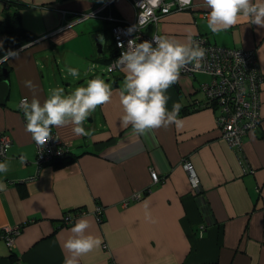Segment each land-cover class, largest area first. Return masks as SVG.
<instances>
[{"label":"crops","instance_id":"obj_1","mask_svg":"<svg viewBox=\"0 0 264 264\" xmlns=\"http://www.w3.org/2000/svg\"><path fill=\"white\" fill-rule=\"evenodd\" d=\"M18 1L23 25L37 39L6 62L9 90L6 103L0 104V135L10 145L7 156L0 155V162L9 164L8 172L0 173L6 185L0 191V264H65L69 254L63 243L82 216L91 222L88 231L103 243L79 264H264V80L261 122L237 149L221 137L218 114L200 90L203 74H180L165 93L169 111L175 103L180 110L196 109L179 113L183 127L171 124L140 135L130 124L124 126L120 92L126 73L118 68L102 78L113 95L84 121L87 135H76L72 124L51 128L76 162L60 169L54 168L57 161L42 165L26 131L22 99L30 103L35 97L43 104L53 89L62 88L54 79V63L64 66L67 75L69 68L77 69L74 78L82 87L85 69L91 66L93 75L104 71L116 50L111 20L93 14L98 8L92 0ZM113 5L121 20H134L129 0ZM6 9L0 0V20ZM209 12L203 0H193L189 8L163 15L143 32L182 43L189 34L203 35L219 46L254 51L245 73L250 78L260 71L264 79V28L241 17L235 26L213 33L204 17ZM185 161L198 176V190ZM151 170L161 182L153 181ZM71 215L76 219L63 226Z\"/></svg>","mask_w":264,"mask_h":264},{"label":"clouds","instance_id":"obj_2","mask_svg":"<svg viewBox=\"0 0 264 264\" xmlns=\"http://www.w3.org/2000/svg\"><path fill=\"white\" fill-rule=\"evenodd\" d=\"M161 0H142L140 23L145 21L152 10L159 7ZM192 0H178L181 7L190 5ZM203 4L210 9L207 17L208 28L213 33H219L235 26L246 17L251 24L264 28V0H203ZM101 43L103 37H99ZM123 47V45H121ZM3 41L0 40V49ZM19 51L8 50L0 63L10 58H17ZM205 56V49L194 41L189 34L186 42H180L175 37H153V40L136 43L128 42L127 49L117 59V66L125 70L126 76L123 89L120 92V102L124 116L122 124L131 125L137 134L160 127L175 124L183 127V121L178 119L181 109L180 103L173 104L172 110L167 109L169 97L165 95L167 89L178 81L181 69L195 63L199 66ZM73 77L78 76V70L68 69ZM29 87L31 84L29 82ZM113 93L111 86L104 79L96 77L88 81L86 87L77 88L70 95L64 94L63 88H55L50 96L41 104L33 97L29 103L25 98L20 103L26 118V131L31 133L32 139L39 146L52 138L51 128L74 125L76 135H87L84 121L98 106L108 104ZM8 162H0V173H7ZM6 185L0 182V191ZM146 218L151 219L145 202ZM91 222L86 217H80L70 229V235L63 243V248L69 255L65 264H79L82 256L98 249L103 240L88 230Z\"/></svg>","mask_w":264,"mask_h":264},{"label":"built area","instance_id":"obj_3","mask_svg":"<svg viewBox=\"0 0 264 264\" xmlns=\"http://www.w3.org/2000/svg\"><path fill=\"white\" fill-rule=\"evenodd\" d=\"M98 9L93 12L94 15H99L108 6L113 5L117 0H92ZM136 10V16L132 21H124L120 18H114L111 15L105 18L116 24L112 27L111 33L113 36V47L116 50V55L109 65H107V73H113L118 68L117 59L121 53L127 49L128 42L134 40L136 43L144 41H152L153 37H160L157 34L147 36L143 30L152 23H156L160 18L174 10H183L189 8L193 4L181 7L178 0H161L159 7L152 10L147 15L145 21L140 23L141 8L138 6L142 0H129ZM98 3V4H97ZM207 13L204 17H208ZM87 15H81L80 19L86 18ZM101 17V16H100ZM70 25V24H69ZM68 25V26H69ZM71 26V25H70ZM200 43L205 49V56L199 66L195 63L189 64L181 69L180 74L190 78L194 75H207L211 77V81L203 82L200 90L205 93L208 99L207 105L215 108L218 114L217 125L220 128L221 137L228 141L233 147L241 145L242 135L249 132L251 129L257 128L261 122V89L263 76L260 71H255L248 78L244 68L246 65H252L254 62V51L244 49H233L224 46H219L211 43L207 37L196 35L192 38ZM123 45V47H121ZM246 64V65H245ZM240 68V69H238ZM251 83V90L249 84ZM25 99V98H23ZM22 99V100H23ZM52 138L49 139L44 146H39L35 143L38 150V161L45 165L49 162H55L69 156L70 150L67 143L55 136L51 130ZM9 140L3 135H0V155L6 157V149L9 147ZM184 169L189 173L193 189H199V179L197 174L188 161L183 163ZM151 176L154 182L159 181V175L156 171L151 170ZM136 197L135 199H137ZM131 202V199L126 201V205ZM124 203V202H123ZM100 205H98V209ZM76 219V216H67L64 221L69 224ZM102 216L98 213V220L102 221Z\"/></svg>","mask_w":264,"mask_h":264},{"label":"trees","instance_id":"obj_4","mask_svg":"<svg viewBox=\"0 0 264 264\" xmlns=\"http://www.w3.org/2000/svg\"><path fill=\"white\" fill-rule=\"evenodd\" d=\"M6 1V13L2 20H0V37L3 39V48L0 49V59L3 58L5 53L8 50H19L26 45L31 44L37 39V36L34 35L32 32H30L28 29L25 28L22 22V16H21V10L20 8L23 6L18 0H5ZM98 4V3H97ZM17 5L15 8L10 9L11 6ZM114 5H110L106 8L104 12L100 14L101 18L105 19L109 15H111L114 18L119 19V15L116 12V10L113 8ZM99 7L96 5V8ZM112 25L110 26V30L112 27L116 24V22L111 21ZM109 61V60H108ZM107 63L109 65L111 63ZM5 71L9 72L8 65L5 63H0V81L5 80ZM197 76V75H194ZM9 77V76H8ZM204 107L205 104H204ZM196 109H191V107L183 108L180 110L181 115H189L192 114ZM248 134L246 132L244 135H242V143L241 145L233 146L232 148H241L243 145L244 137ZM77 156L69 154V156H66L60 163H57L54 165V168L60 169L65 166H68L77 160ZM160 178V177H159ZM162 180L159 179L157 182H161ZM24 194V193H22ZM23 197V195H22ZM63 226L66 225L65 221H62Z\"/></svg>","mask_w":264,"mask_h":264},{"label":"rangeland","instance_id":"obj_5","mask_svg":"<svg viewBox=\"0 0 264 264\" xmlns=\"http://www.w3.org/2000/svg\"><path fill=\"white\" fill-rule=\"evenodd\" d=\"M54 65H55V68H56V77L54 78L55 79V82H56V80L58 81V82H60V84H61V86H62V88L64 89V90H66L65 92H64V94L65 95H70L69 93L70 92H72V93H74V91L77 89V88H79L80 87V82H79V80H77L76 78H74V77H71L70 75H67V74H64L62 71H61V69L64 67V66H62V65H60V66H58V65H56L55 63H54ZM89 67V66H88ZM88 67L85 69V72H83L82 74H84L85 75V77H84V85L82 86V87H84V86H87V83H88V81H90L91 79H94V78H96V77H101V78H103L106 74H107V72H106V70H107V66L105 67L104 66V71H99L96 75H93L95 72H96V70H94L93 72H89V70H91L92 68H91V66H90V68H89V70H88ZM88 70V71H87ZM199 79L201 80V81H203V82H209V81H211L212 79H211V77L210 76H207V75H200L199 76ZM80 80H82V79H80ZM69 83V86L67 87L66 86V83ZM71 93V94H72ZM88 119V118H87ZM86 119V120H87Z\"/></svg>","mask_w":264,"mask_h":264},{"label":"water","instance_id":"obj_6","mask_svg":"<svg viewBox=\"0 0 264 264\" xmlns=\"http://www.w3.org/2000/svg\"><path fill=\"white\" fill-rule=\"evenodd\" d=\"M116 55V52L115 54ZM8 76L9 73L5 71V80L0 81V104H5L6 103V98L8 95V90H9V82H8ZM56 163H60L57 161Z\"/></svg>","mask_w":264,"mask_h":264}]
</instances>
